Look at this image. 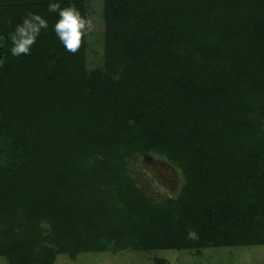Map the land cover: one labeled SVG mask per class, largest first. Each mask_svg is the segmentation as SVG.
Returning a JSON list of instances; mask_svg holds the SVG:
<instances>
[{
    "label": "trees",
    "instance_id": "obj_1",
    "mask_svg": "<svg viewBox=\"0 0 264 264\" xmlns=\"http://www.w3.org/2000/svg\"><path fill=\"white\" fill-rule=\"evenodd\" d=\"M51 3L84 17V0H0V256L263 244L264 0H103L90 71ZM28 13L48 27L13 56ZM147 153L178 169L175 197L127 172Z\"/></svg>",
    "mask_w": 264,
    "mask_h": 264
},
{
    "label": "rangeland",
    "instance_id": "obj_2",
    "mask_svg": "<svg viewBox=\"0 0 264 264\" xmlns=\"http://www.w3.org/2000/svg\"><path fill=\"white\" fill-rule=\"evenodd\" d=\"M103 0H84V18L92 30L84 36V63L87 71L102 69L104 63ZM3 37L0 35V49ZM2 55L0 51V62ZM126 169L153 200L175 197L182 177L172 164L153 153L137 155L126 161ZM46 227V225H44ZM0 264H8L0 256ZM52 264H264V243L248 246H211L191 249L148 251L117 250L81 252L70 257L56 254Z\"/></svg>",
    "mask_w": 264,
    "mask_h": 264
},
{
    "label": "clouds",
    "instance_id": "obj_3",
    "mask_svg": "<svg viewBox=\"0 0 264 264\" xmlns=\"http://www.w3.org/2000/svg\"><path fill=\"white\" fill-rule=\"evenodd\" d=\"M50 12H58L59 19L54 25V31L65 49L75 54L79 51L84 36L92 30V22L81 16L75 6L61 8L58 3L49 4ZM47 21L39 14L28 13L22 23L16 25L10 34L13 56L27 55L31 46L36 42L42 28H47ZM119 77L117 76L116 79ZM195 238L194 233L189 234Z\"/></svg>",
    "mask_w": 264,
    "mask_h": 264
}]
</instances>
